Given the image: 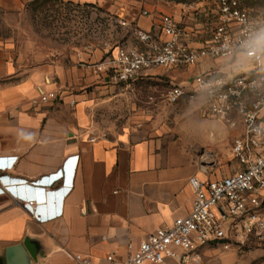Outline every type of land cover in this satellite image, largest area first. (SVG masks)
<instances>
[{"label": "crops", "instance_id": "0c3cea01", "mask_svg": "<svg viewBox=\"0 0 264 264\" xmlns=\"http://www.w3.org/2000/svg\"><path fill=\"white\" fill-rule=\"evenodd\" d=\"M67 1L110 11L121 8L123 19L144 30L156 29L160 15H170L187 31L193 47L201 46L206 16L216 7L213 0ZM245 6L253 15H264V0ZM2 50L10 62L0 71V158L16 159L7 184L31 199L0 194V264H7L8 257L12 264H79L76 256L93 264H110L109 255L123 260L150 234L189 214L191 177L216 180L240 167L232 153L234 139L229 146L228 128L205 118L196 105L201 117L173 130L154 121L104 131L94 123L90 95L74 91L96 85V78L106 74L77 66L78 57L69 68L56 71L41 64H15L12 57L19 52L9 44ZM209 66L156 69L144 78L166 74L171 84L188 85ZM55 72L58 79L47 84L48 74ZM43 90H57L58 97L43 102ZM229 159L237 163L233 171L227 169ZM58 171L65 172L64 183L39 182ZM67 187L72 188L60 195L58 190ZM27 202L41 217L57 216L39 221ZM165 264L182 263L170 259ZM199 264H264V239L240 250L207 247Z\"/></svg>", "mask_w": 264, "mask_h": 264}, {"label": "built area", "instance_id": "2783aa9c", "mask_svg": "<svg viewBox=\"0 0 264 264\" xmlns=\"http://www.w3.org/2000/svg\"><path fill=\"white\" fill-rule=\"evenodd\" d=\"M213 1L216 7L206 16L199 47L189 43L187 31L172 16L163 14L154 30L134 27L137 45L117 48L115 55L83 65L108 75L112 82L129 85L152 70L210 63L188 85L172 83L166 99L172 104L186 100L196 105L205 118L221 121L237 131L232 153L239 169L216 180L191 177L193 201L189 214L150 234L125 259L109 255L110 264H165L170 259L199 264L207 247L240 250L254 239H264V62L248 55L255 47V38L264 31V15H253L245 6L247 1L259 0ZM119 23L130 24L125 19ZM58 94L57 90L43 93L40 100L46 102ZM15 163V158L11 162L0 158V168L13 169ZM77 163L75 160L74 165ZM55 177L53 174L39 182L50 184ZM71 188H62L59 194L65 195ZM10 189L14 197L31 199L19 188ZM6 193L1 186L0 194ZM26 205L39 221L57 216L53 213L41 217L30 203ZM75 258L79 264H93L88 257Z\"/></svg>", "mask_w": 264, "mask_h": 264}, {"label": "rangeland", "instance_id": "374dc122", "mask_svg": "<svg viewBox=\"0 0 264 264\" xmlns=\"http://www.w3.org/2000/svg\"><path fill=\"white\" fill-rule=\"evenodd\" d=\"M123 17L121 8L110 11L96 4L67 0H0V71L10 62L2 50L8 44L19 52L12 57L15 64L32 67L41 64L55 71L57 67L69 68L76 57L77 66L104 60L115 55L117 48L137 45L133 34L135 26L129 22L127 26L121 25L119 21ZM56 79V72L48 74L46 83ZM95 82L96 85L90 84L74 92L90 95L94 123L104 131L119 132L154 121L173 130L187 119L201 117L194 104L186 100L174 104L167 101L172 80L166 74L129 85L112 82L108 75H100ZM227 128L231 133L230 146L237 131ZM222 144L226 145V141ZM226 166L233 171L237 163L229 159Z\"/></svg>", "mask_w": 264, "mask_h": 264}, {"label": "clouds", "instance_id": "9594fccd", "mask_svg": "<svg viewBox=\"0 0 264 264\" xmlns=\"http://www.w3.org/2000/svg\"><path fill=\"white\" fill-rule=\"evenodd\" d=\"M250 57L256 58L257 60H260L261 62H264V31H261L259 35L255 38V47L248 53ZM11 168H0V172L2 176L0 177V184L1 186L6 188L7 193H10L12 196H14L11 187L8 186L9 176L7 175V172L11 171ZM66 181V174L64 171L58 172L56 174V177L52 180L50 185H54L58 182H65ZM35 213H37V210H34Z\"/></svg>", "mask_w": 264, "mask_h": 264}, {"label": "water", "instance_id": "95a60500", "mask_svg": "<svg viewBox=\"0 0 264 264\" xmlns=\"http://www.w3.org/2000/svg\"><path fill=\"white\" fill-rule=\"evenodd\" d=\"M26 246L28 247V243H26ZM7 264H12V261H11V258L10 257H8Z\"/></svg>", "mask_w": 264, "mask_h": 264}]
</instances>
